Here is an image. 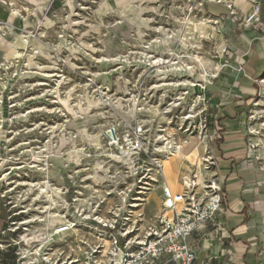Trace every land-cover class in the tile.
<instances>
[{
	"label": "rangeland",
	"instance_id": "1",
	"mask_svg": "<svg viewBox=\"0 0 264 264\" xmlns=\"http://www.w3.org/2000/svg\"><path fill=\"white\" fill-rule=\"evenodd\" d=\"M63 1L44 0L46 6L43 14L39 13V20L43 22L45 18H48L53 21L51 31L47 32L40 21L35 27L27 26L22 28L15 26L13 28L15 36L34 38L40 45L50 49L51 56L55 61V67H51L50 72H40L39 74L24 75L17 78L16 75L20 70H26L30 49L19 51L20 56L10 62L4 61V52L0 50V87L8 88V90L0 92V107L7 108L5 113L0 110V164L3 165L0 169V176L6 175V179L0 182V195L10 192L9 198L4 199V202L7 203L4 208L2 202H0V225H2L1 228L7 227L11 221L20 219L30 223L26 225L27 232L23 230L17 231L19 236L17 238L14 236L15 240L23 234H28V237L38 235L40 239L45 238L47 234H51V231L47 230V228L51 229L52 227L45 225L43 222L47 214H38L37 220L39 221L30 220L33 215H36L31 213L32 210L39 208L42 211L49 204L45 196L40 193L39 184L43 182V177L35 168L37 164L34 160V156L46 153L47 147L45 145L47 143H57V146H60L61 135L64 134L68 137V135L73 133L77 138V145L88 146L93 152V156L85 160L88 166V168H85L86 170L76 169L73 167V163L68 165L67 171L63 173L59 182H57L58 178L49 179L52 188L61 190L60 188L62 187L71 186L74 189L73 186L79 185L81 176H86L88 179L92 175L93 182L98 181V175L95 178L93 177L92 166L90 165H93L98 159L96 158L95 160L94 158V146L88 141L79 140L76 132L73 131L74 129L65 128L66 122L72 120V113L64 106L67 101L66 104L74 108L79 102L84 105L86 96L94 99V101L101 100L98 103L99 106L90 109V113L95 115L102 112L104 118L98 115L93 120V123L87 126V130L91 134L98 133V130L100 131L98 134L101 144H104L102 137L104 129L119 122L130 120L132 116L130 115L127 118L115 106L111 105V102H116L117 99L122 102L124 107L122 109L126 110L129 106L128 98L130 96L119 90L116 84L120 75L128 81L127 87L130 94L137 99L133 105V113L137 114L136 118L138 119H146L144 118L146 115L151 117L152 119H149V122L153 132L156 131L158 123H167L170 119L171 123H173L172 125L179 122L178 119L185 112L184 110H187V103L189 102H183L184 110L173 106L171 104L173 99L176 101L179 98L178 93L183 91H172L164 96L161 87H154L161 83L157 82L156 78H150V74L154 70L152 68L145 70L136 66L126 68L123 65H116L117 63L113 59L105 61L106 55L102 51V41L107 38L110 29L115 30L113 34L118 37V40L120 39L122 43H126L122 45L121 49L116 51L120 57L117 56L122 60H138L142 57L141 52L143 50L139 47L140 43L133 33V30H136L135 25L129 22L120 24V17L114 11L113 0H72L73 11ZM132 1L136 2L138 0ZM210 1L215 2L217 0H158L151 3L149 7L154 8L156 11L151 14L146 13L143 16L144 19H148L150 22L151 29L145 33L144 40L151 42L157 39L156 32L158 29H164L169 34H172L177 30V23L174 21V17L184 22L189 15H194L196 18L206 19L214 23L219 36L217 38L212 36L204 37L202 50L197 52L213 58L215 62L221 63L224 55L226 56V49L223 45L225 39L224 28L222 23L219 22L220 20L213 19L208 14L209 10V12L217 15L221 9L219 6H211L207 10L206 6ZM254 1L257 2L258 0H226V7L223 3L219 5L226 9V19L230 18L237 29L239 28L238 26L244 29L246 27L249 28L245 22L247 16H242L237 8L244 3L252 7ZM3 4L17 8L24 18H29L34 9V5L25 0H3V2L0 0V6ZM263 4L264 0H260V6ZM146 5L145 2L142 3L143 8ZM227 6H232V9H228ZM0 23H4V21L0 19ZM63 41H65V44H62ZM150 55L156 57L157 53L151 52ZM167 60L169 58H166ZM34 62L37 66H50L42 55H37ZM118 68H121L120 75L116 72ZM196 72L199 74L198 69ZM103 74H108V76L102 78ZM8 78L13 81L10 85ZM168 79L171 78L169 77ZM172 79L175 80L176 78ZM259 81L263 82L260 92L245 107L243 127L246 129L250 139L248 143L252 146L254 157H258L264 165V161L259 155V150L264 145V73L259 78ZM180 102L178 101V103ZM154 107H159L161 111H164L166 114L164 115L165 118L155 117L147 113L148 109H154ZM141 108H143L142 111L140 110ZM166 118L168 121H166ZM173 128L174 126H169L167 132L174 133V138L178 143L188 139L173 130ZM248 130H250L251 134H249ZM103 144L101 145L102 148ZM49 166L50 163L48 164ZM187 166L191 171H196L195 167L185 162L181 168L182 173H184ZM69 175L72 176V180L68 179ZM89 184L88 182L87 185ZM107 185L105 184L102 187L104 188ZM88 190L92 191V189ZM38 192L39 194H37ZM62 200L64 201L65 199L62 198ZM16 205L28 209V214L14 216L11 220H7L11 212L15 210H9L10 207ZM147 210L148 215L152 216L154 214L153 207L150 206ZM50 237H48V241H40V243H36L34 246L31 245L28 248L24 247L23 243L26 244L27 242H25L26 238H23L24 241L20 243L19 247L21 250H28L26 252L27 254L30 253L29 256L32 259L34 255H31V253L45 246L40 257L36 259L37 261L45 259L46 264H55V262L60 264L67 257L80 259L81 262H84L86 258H99V255L91 254V250L95 248L94 234L92 232H77L75 238L67 239L65 243L56 241L51 243L49 242ZM81 240H86V245L80 244L79 241Z\"/></svg>",
	"mask_w": 264,
	"mask_h": 264
},
{
	"label": "built area",
	"instance_id": "2",
	"mask_svg": "<svg viewBox=\"0 0 264 264\" xmlns=\"http://www.w3.org/2000/svg\"><path fill=\"white\" fill-rule=\"evenodd\" d=\"M215 2L226 7V0ZM227 8L232 9V6ZM259 9L260 0L254 1L245 19L246 24L255 30L260 21ZM211 80L209 78L208 81ZM176 101V107L184 110L183 101ZM209 106V100L203 93L194 94L187 103V110L174 125L170 119L167 123H158L153 132L149 122L151 117L146 115V119H138L133 113L130 120L119 122V127L115 124L104 129L103 148H93L94 158L98 159L92 165V171L93 175H98V181L93 182L92 175L89 180L81 176L79 185L73 186L74 189L71 186L62 187L61 196L66 201L60 208H49L52 214L60 215L62 222L47 228L51 231V243H65L67 239L75 238L77 232H92L95 248L91 254L99 255V258H86L81 262L80 259L67 257L60 264H195L197 251L188 239L207 225L218 231L219 217L227 211L222 192L223 178L216 173L212 149L218 131L213 127L215 118L209 112ZM169 126H174L173 130L186 138L200 134L206 144L202 184L197 183L196 171L185 169L182 188L177 193L171 191L163 172V161L168 153L165 144L172 138L178 143L174 133L171 136L167 132ZM248 132L251 134L250 130ZM248 147V151H252L249 143ZM65 148L72 150L71 145ZM77 150L81 156L73 167L86 170L85 160L91 158L93 152L90 147L79 144ZM68 179L72 180V176L69 175ZM3 180L1 175L0 182ZM105 184L108 185L103 188ZM9 195L10 192L0 195L3 208L7 204L4 199H8ZM151 205L154 208L152 216L147 210ZM12 209L15 210L7 220L29 212L17 205L9 210ZM31 213L38 215L36 210ZM28 223L24 219L11 221L7 227L0 228V236L13 234L17 238L18 230L27 232ZM25 235L28 237V234H23L16 240L15 237L10 238L9 242L0 240V251L15 247L17 264H46L45 259L37 261L40 255L31 259L24 254L25 249H20ZM208 236L211 239L213 233ZM83 241L79 243L86 245V240ZM35 244L31 242L32 246ZM23 245L28 248L25 243Z\"/></svg>",
	"mask_w": 264,
	"mask_h": 264
},
{
	"label": "bare ground",
	"instance_id": "3",
	"mask_svg": "<svg viewBox=\"0 0 264 264\" xmlns=\"http://www.w3.org/2000/svg\"><path fill=\"white\" fill-rule=\"evenodd\" d=\"M1 1L3 2V0ZM25 1L34 5V9L31 12V16L29 18H24L17 8L9 7L4 4L0 6V19L4 21V23H0V50H3L4 52V61L10 62L12 59L20 56L19 51H26L28 48L30 49L26 70H20L16 75L17 78L24 75H34L37 73L39 74L40 72H50L51 67H55V61L53 60L50 49L48 47L40 45L37 41H35L34 38L29 39L28 37L20 35V37H18L14 35L15 32L13 33V28L15 26L22 28H25L27 26L35 27L38 21H40L39 13L43 14L44 8L46 6L44 0ZM157 1L158 0H138L134 2L132 0H113L114 11L120 17V24L129 22L130 24L135 25L136 30H133V33L136 35L140 43L139 47L143 49L141 52L142 57H140L138 60L133 61H130L128 59L122 60L121 58H119L120 55H118L116 51L121 49L122 45L126 43H122L120 39L118 40V37L113 34V32L115 31H113V29H110L108 31L109 34L107 38L102 41V51L105 52L106 55L105 61H108V59H113V61L117 63L116 65H123V67L126 68L136 66L144 70L147 68L154 69L150 74V78H156L157 82L161 83L159 85H155L154 87H161L164 96L172 91H183L178 93L179 98H177V100L187 102L192 95L203 93L205 89L204 85L208 82L209 78H212L217 74L219 68L221 67L220 63L215 62L213 58L197 52L202 50L204 37L212 36L217 38L219 36L216 32L214 23H212L211 21H207L206 19L202 18H196L194 17V15H189L184 20V22H181L179 19L170 16L175 19L174 21L177 23V30H175V32H173L172 34H169L164 29H158L156 32L157 39L151 42L145 41V33L147 32V30L150 31L151 29L150 22L148 21V19H144L143 16L146 13H155L156 10L152 7H149V5ZM143 2L147 4L144 8L142 7ZM63 3L67 4V6H69L71 10L73 9L72 0H64ZM111 9L113 10V8ZM41 23H43V27L47 32L51 31L53 21L45 18ZM62 44H65V41H63ZM151 52L157 53V56L152 57L150 55ZM37 55H42L43 57H45L50 66H37V64L34 62V59ZM166 58H169V60L166 61ZM120 69L121 68H118L116 71L119 75ZM197 69L199 70V74H197L196 72ZM107 76L108 74H103L102 78H105ZM169 77L171 79H168ZM10 78H8L9 85L13 82ZM172 78L176 79L174 80ZM127 82L128 81L125 80V78H122L121 75L116 81L118 89L126 93V95L130 96V98H128L129 106L127 107V109H122L123 104L117 99L116 102L112 100L113 102H111V105L115 106L118 111L129 118L133 113V105L136 103L137 99L134 95L130 94L129 88L127 87ZM6 90H8L7 87H0L1 93ZM100 101L101 100L94 101V99H90L86 96L84 105L79 102L75 105L74 108H72L66 104L68 101L64 104L69 112L72 113V120H68L66 122L65 128L74 129L73 131L76 132V136L79 140L88 141L96 148H100L103 144L100 143L101 140L98 134L100 133V131L98 130V133L91 134L90 132H88L87 126L90 123H93V120L98 115L99 117L104 118V114L102 112L95 115L93 113V115H91L90 113V109L92 107L99 106L98 103H100ZM175 102L176 101H174L173 99V102L171 104L173 106H176L177 103L175 104ZM190 109L191 107L189 103V111ZM0 110L5 113L7 108L1 106ZM140 110L142 111L143 108H141ZM147 113H150L155 117L160 116L161 118H165L164 111H161L159 107L148 109ZM166 121H168L167 118ZM117 125L119 127L120 123H117ZM169 135L173 136V133L169 132ZM187 138L188 139L183 140L180 143H176L172 138L167 142V144H165V149L168 150V153L167 157L163 161V172L165 177L167 178V184L172 192L181 191L184 180V173H182L181 168L183 167L185 162L196 168V174L198 176L197 183L199 185L202 184L201 175L204 166L203 156L201 157L199 154H201L200 151L205 152V140L200 134L189 135ZM59 144L60 146H57V143H47L45 145L47 147L46 153H44V155L40 153L38 156H34L35 162L38 163L37 165H35V168H37L38 172L43 177V182L39 184V190L41 195H44L46 200L49 202L47 206L43 207L45 209H48L49 211V208H60L59 206H61L63 202L59 188H52L49 179L58 178V180H56L57 182H59L62 179L63 173L67 171V164L77 163L81 156V153L77 150V138L73 135V133L68 135V137H66V135L64 134L61 135ZM67 145H71L72 150H66L65 147ZM259 155L264 161V145L260 148ZM49 163L50 166L48 167ZM90 165L92 166V164ZM2 167L3 165L0 164V169ZM185 169L186 171H191L188 166ZM93 177H97V174H94ZM3 179H6V175H3ZM37 194H39V192ZM46 219L50 227H53L55 224L62 222V219L58 214L54 215L50 213L46 217ZM33 221L35 222L39 220L36 219ZM47 235L49 236V234ZM47 235L42 239H40V236L38 235L34 237H27L25 235L22 237V239L26 238L25 242L27 243L25 244V246L29 247L31 246V242L38 244L40 243V241H48ZM44 247L36 249L33 253L34 256L40 255ZM26 251L24 252L25 255L27 254ZM29 255L30 253H28L26 257H29Z\"/></svg>",
	"mask_w": 264,
	"mask_h": 264
},
{
	"label": "crops",
	"instance_id": "4",
	"mask_svg": "<svg viewBox=\"0 0 264 264\" xmlns=\"http://www.w3.org/2000/svg\"><path fill=\"white\" fill-rule=\"evenodd\" d=\"M211 6H219L220 13L209 12ZM206 9L210 17L220 20L225 36L226 56L217 74L207 82L203 95L209 100V112L215 118L213 127L218 131L212 149L216 173L223 178L227 211L219 217L218 231L207 225L195 232L188 243L197 251L195 264H264V165L248 151L250 139L243 127L245 107L263 83L259 78L264 73V4L259 9L256 30L241 26L237 29L230 18L226 19V9L215 2H208ZM237 9L247 16L251 6L244 3ZM200 153L202 157L204 152ZM203 175L202 171L201 181ZM36 209L46 217L50 214L48 209ZM35 219L37 215L30 218ZM46 221L43 222L48 225ZM212 233L210 239L208 235ZM14 236L6 234L0 240L9 242ZM14 251L15 247L0 251V264H17Z\"/></svg>",
	"mask_w": 264,
	"mask_h": 264
}]
</instances>
